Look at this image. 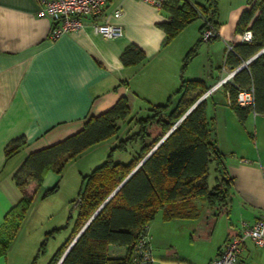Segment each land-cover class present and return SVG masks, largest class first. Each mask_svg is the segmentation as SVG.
<instances>
[{"label":"crops","instance_id":"crops-1","mask_svg":"<svg viewBox=\"0 0 264 264\" xmlns=\"http://www.w3.org/2000/svg\"><path fill=\"white\" fill-rule=\"evenodd\" d=\"M249 1L219 0L217 39L222 41L223 56L229 46L241 42L236 26ZM41 5L42 0H0V227L23 197L14 174L28 154L76 133L91 115L110 108L123 95L128 97L131 113L138 107L147 110L152 104L165 102L180 86L184 56L200 39L203 23L195 20L165 42L166 32L160 23L169 20L167 11L146 0H109L95 18H84L81 29L52 39V19L39 13ZM117 9L122 11L119 16L114 14ZM92 21L118 25L121 33L104 36ZM132 43L145 52L146 59L127 65L121 54ZM231 70L223 65L219 73L212 70L206 80L213 86ZM205 71L204 65L199 67L192 60L185 76L198 78ZM219 90L224 99H212V107L207 109L215 111L217 118L224 115L226 121V138L219 136L218 127L217 142L226 153L229 173L235 177L231 202L220 213L229 221L223 243L204 258L189 261L182 256L188 264H207L228 236L239 231L242 221L253 222L264 213V114L252 110L254 113L241 121L224 87L212 95ZM223 101L226 105H221ZM246 132L256 138L254 142ZM19 136H25L26 145L7 157V144ZM46 176L41 186L52 183L51 173ZM32 189L30 186L26 191L31 193ZM26 216L6 254L0 255V264H10L9 254ZM263 250L247 240L239 264H247L257 252L264 254Z\"/></svg>","mask_w":264,"mask_h":264},{"label":"trees","instance_id":"trees-1","mask_svg":"<svg viewBox=\"0 0 264 264\" xmlns=\"http://www.w3.org/2000/svg\"><path fill=\"white\" fill-rule=\"evenodd\" d=\"M218 4L219 0H206L205 4L192 0H163L161 8L170 14L169 20L160 23L166 32L165 42L173 40L199 17H203L201 33L211 23L217 34L210 40L217 39ZM249 4L240 15L236 31L241 33L251 28L253 39L238 42L232 49L226 50L224 66L228 65L232 69L264 48V0H250ZM203 40L201 35L184 56L180 86L165 102L150 105L147 115L131 113L128 97L123 95L110 108L98 115H91L76 133L28 154L14 174L23 197L6 214L0 227V255L6 254L33 201V194L40 187L47 171L53 168L59 175L62 174L68 160L115 134L124 120H135L138 129L129 132L121 140L120 147L128 140H138L140 147L136 155L127 162L108 158L90 173L83 175L75 227L48 264L59 262L93 214L173 127L91 219L60 264H137L134 260L136 244L148 233L149 223L159 209L167 220L197 217V200H205L213 216L226 210L231 202L235 177L229 173L226 153L217 142L215 116L208 117L207 102L212 93L196 103L212 84L203 78L185 76ZM121 59L124 64H136L144 61L146 54L137 44L132 43L123 50ZM250 86L254 87V106H241L236 96L239 90ZM222 87L229 92L230 105L241 121H245L252 110L264 114V51L237 71L232 80ZM175 96H178L177 101ZM26 143L25 136L11 140L5 148L6 156L17 154ZM211 163H214L216 170L213 186L209 184ZM30 180L36 181L31 193L26 191ZM57 187L56 183L48 191L56 190ZM112 244L125 246L127 253L111 254L109 248ZM40 250H43V245Z\"/></svg>","mask_w":264,"mask_h":264},{"label":"rangeland","instance_id":"rangeland-1","mask_svg":"<svg viewBox=\"0 0 264 264\" xmlns=\"http://www.w3.org/2000/svg\"><path fill=\"white\" fill-rule=\"evenodd\" d=\"M193 1L198 4L206 3V0ZM198 19L203 21V17H199ZM221 46L223 44L219 39L203 40L201 42L197 55L193 60L199 63V67L202 66L203 68L204 65L206 71L205 75H199L198 78L210 79V72L212 70L215 73H219V69L224 65V47L221 48ZM212 63H214L213 67L211 66ZM218 98L224 99L222 90L209 96L207 107H212L210 105L211 100H218ZM177 99L175 100L177 101ZM220 103L221 105H226L224 101ZM145 108L138 107V110L134 113L138 116H145L148 114ZM207 111L208 117L212 118L215 115V111L212 112L210 108ZM220 118L215 116L217 136L219 127V136L226 138L227 131L224 129L226 125L224 115ZM137 129L135 120L124 122L115 134L91 146L76 158L68 160L65 163L62 174L59 175L53 168L47 171L46 177L49 178L51 173L52 183L47 186L40 185L34 192L33 201L26 213V221L15 239L13 248L9 254L10 264H48L56 250L70 237L75 227L79 209V191L83 175L90 173L96 166L102 164L108 158H112L114 161H129L136 155L140 147V141L134 139L128 140L123 147H120V144L121 140L129 132H132V130L136 131ZM227 130L228 134H231L229 125ZM246 135L250 142L255 141L256 138L251 133L246 132ZM219 147L221 148L220 144ZM215 182V165L211 163L209 166L210 186H213ZM35 183L36 181L30 180L26 185V189L33 186L32 190H34ZM56 183L58 184L57 189L48 191ZM197 204L199 215L195 218L183 220L177 218L164 219L161 209L158 210L149 228V239L153 257L152 264H188V261L184 260L182 256L189 261L191 259L204 258L218 244L223 243L229 221L227 215L219 214L216 217L211 216L212 210L205 200H197ZM44 241H46L45 244H43ZM42 245L43 250H40ZM122 247L112 244L109 251L111 254L116 255L121 252V254L125 255L127 248L121 249ZM246 263L264 264V254L257 252V255L249 260V262L246 261Z\"/></svg>","mask_w":264,"mask_h":264},{"label":"built area","instance_id":"built-area-1","mask_svg":"<svg viewBox=\"0 0 264 264\" xmlns=\"http://www.w3.org/2000/svg\"><path fill=\"white\" fill-rule=\"evenodd\" d=\"M109 0H42V5L39 9L41 15L49 16L52 19V30L50 38L57 39L58 37L81 29L85 22L84 18H95L108 3ZM158 7H161L163 0H146ZM121 9L115 11V16L121 14ZM96 31L104 36L111 37L121 33V27L112 23L91 22ZM217 34L216 28L208 23L202 30V37L209 41ZM241 41H252L253 32L251 28H247L240 33ZM232 46L228 47V50ZM234 70L227 73L215 85L208 89L203 96L206 97L216 89L222 87L224 83L232 80ZM236 101L241 106H254L255 92L254 87L250 86L239 90ZM149 231L136 244L134 251V260L137 264H152L153 257L150 246ZM247 240L253 241L257 247L264 248V213L259 215L253 222L242 221L239 231L228 236L224 245L220 248L217 255L207 264H239L241 261L242 252L245 248Z\"/></svg>","mask_w":264,"mask_h":264},{"label":"water","instance_id":"water-1","mask_svg":"<svg viewBox=\"0 0 264 264\" xmlns=\"http://www.w3.org/2000/svg\"><path fill=\"white\" fill-rule=\"evenodd\" d=\"M264 51V48L262 50H260L258 53H256L255 55H253L252 57H250L249 59L245 60L241 65H239L237 68L234 69V72L236 73L237 71H239L241 68L247 66L256 56H258L261 52ZM204 96H201L196 103H198L201 99H203ZM195 103V104H196ZM194 104V105H195ZM193 105V106H194ZM193 106L185 113V115L193 108ZM185 115L182 117L184 118ZM181 118V119H182ZM174 128V127H173ZM173 128L165 134V136L155 145V147L143 158V160H141L139 162V164L131 171V173L126 177V179L115 189V191L108 197V199L99 207V209L93 214V216L89 219V221L85 224V226L80 230V232L76 235V237L74 238V240L71 242V244L69 245V247L67 248V250L65 251V253L63 254V256L61 257V259L59 260V262L57 264H60V262L62 261V259L64 258V256L66 255V253L68 252V250L71 248V246L74 244L75 240L80 236V234L84 231V229L87 227V225L89 224V222L91 221V219L97 214V212L102 208V206L110 199V197L122 186V184L137 170V168L144 162V160L151 154V152L168 136V134L173 130Z\"/></svg>","mask_w":264,"mask_h":264}]
</instances>
